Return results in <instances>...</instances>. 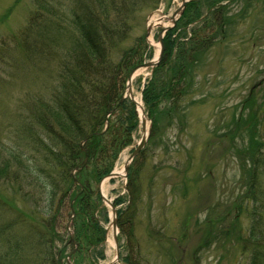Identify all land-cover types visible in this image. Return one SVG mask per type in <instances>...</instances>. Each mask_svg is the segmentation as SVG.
I'll return each instance as SVG.
<instances>
[{"label": "rangeland", "instance_id": "374dc122", "mask_svg": "<svg viewBox=\"0 0 264 264\" xmlns=\"http://www.w3.org/2000/svg\"><path fill=\"white\" fill-rule=\"evenodd\" d=\"M181 1L159 0L157 5H146L131 15V30L122 47L143 37L147 48L141 62L154 58L156 49L147 37L152 34L158 42L162 25L151 24V31L146 33L147 25L151 18L170 25L168 17ZM34 9L31 0H0V40L8 41L0 44L1 51L6 47V53L0 54V142L6 146L13 145L8 130L17 121L18 99L27 90L46 92L55 71V60L44 69L37 65L22 70L20 55L12 48L10 37L25 26ZM204 16L178 27L173 35L176 41L187 39L192 26ZM223 18L228 20L225 26L223 22V32L214 26L204 32L209 38L207 48L180 79L181 93L174 98L177 106L169 107L175 100L163 101L160 108L165 112L154 127L146 113L147 141L141 152L132 158L123 176L104 182L108 199L114 202L122 198L114 204L117 211L129 204L133 209L125 226L131 239L120 230L118 233L121 264L126 256L132 264H250L254 245L264 238V0H228L221 12ZM177 56L174 53L171 62L177 63ZM7 58L13 60L11 69L3 63ZM153 69L140 71L131 84L133 96L144 108L142 89ZM240 118L246 121L238 125ZM141 135L137 116L136 127L117 150L109 172L124 165ZM252 137L257 151L259 148L255 153L248 147ZM1 156L8 159L6 151ZM97 164L99 167L101 162ZM133 169L134 185H130ZM252 170L257 173L254 179L259 188L253 200L248 198ZM2 189L8 196L13 193L10 188ZM101 202L100 226L105 233L100 250L104 257L93 262L94 256L85 251L79 264H107L115 256L114 247L107 241L112 238L111 207ZM28 204L17 199L20 209ZM254 209L260 213L255 224ZM68 221L58 228L61 235H69ZM252 230L262 237L251 239Z\"/></svg>", "mask_w": 264, "mask_h": 264}, {"label": "trees", "instance_id": "16d2710c", "mask_svg": "<svg viewBox=\"0 0 264 264\" xmlns=\"http://www.w3.org/2000/svg\"><path fill=\"white\" fill-rule=\"evenodd\" d=\"M31 1L35 9L25 26L10 37L12 48L20 55L18 63L22 70L37 65L44 69L55 60V71L46 92L27 90L18 99L17 121L8 130L13 145L0 142V264H67L73 244L70 235H61L58 230L65 226L67 218L72 219L77 244L71 254L73 264L81 262L85 251L96 262L104 257L100 248L105 233L99 218L102 199L96 188L109 173L117 150L136 127L133 103L121 98L130 70L141 63L147 48L143 37L129 47L123 48L122 44L129 37L131 15L146 5H157L159 0ZM222 1L225 0L187 2L176 26L163 37L161 60L142 89L152 127L165 112L160 108L163 101L175 100L169 107L177 106L174 98L181 93L180 79L185 78L188 68L207 48L209 38L204 32L213 26L223 32L227 18L221 19L225 8L219 4ZM206 12L192 26L187 39L176 41L173 35L178 27L184 28ZM4 39L0 44L8 42ZM1 49L0 54L6 53V47ZM174 53L179 58L177 63L171 62ZM3 63L9 69L13 67L10 58ZM106 119L109 124L104 131ZM244 121L240 118L236 123ZM256 144L253 137L249 139L251 153L259 151ZM4 151L8 159L1 156ZM97 162H101L99 167L104 166L99 168ZM257 162L258 158L254 160ZM75 168L80 170L72 174ZM252 173L248 198L253 200L259 188L254 179L257 173ZM134 178L133 169L130 185H134ZM3 186L13 191L11 196L3 192ZM17 193L20 196L15 198ZM17 199L29 206L20 209ZM120 201L122 198L117 197L113 203ZM131 210L129 204L117 211L120 233H125L129 240L132 235L125 226ZM258 212L252 211L254 224L260 216ZM255 232L251 231V239L261 236ZM254 249L250 264H264V238L261 244L257 241ZM121 260L132 264L130 256Z\"/></svg>", "mask_w": 264, "mask_h": 264}, {"label": "water", "instance_id": "95a60500", "mask_svg": "<svg viewBox=\"0 0 264 264\" xmlns=\"http://www.w3.org/2000/svg\"><path fill=\"white\" fill-rule=\"evenodd\" d=\"M186 1H188V0H182L180 7L177 10H175L171 16L168 17L171 24L168 25V26L162 27L161 32L158 33V36L157 37H158V41L160 43V49H159L158 56L156 58H152V59H150L148 61H145V62H142L141 64L136 65L135 67L132 68V70L128 74L127 82H126V91L123 94L122 98L129 97V99L132 101V103L134 104V106L137 109L139 107H141L142 113H141V115H140L139 118H140V123H141L142 135H141V138H140L139 142L137 143V147L132 151V153L130 154L129 158L127 159V161L124 164V174L127 171V167H128L129 162L142 149V147L144 146V144H145V142L147 140L146 114L143 111V106L138 103V101L135 99V97L132 94L131 84H132L133 78L135 77L136 74H138L137 71L141 67L142 68H151L152 69V68H154L159 63V61L161 59V56H162V53H163V49H164L162 37L165 34V32L175 24L176 19L182 13V11H183V9L185 7ZM150 29H151V26L148 25L146 32L149 33L150 32ZM107 125H108V122L106 121L105 128L107 127ZM148 133H149V129H148ZM79 169L80 168H76L75 170H73V172L74 171H78ZM117 175H118L117 172L112 171V172H110L107 175V177L113 178V177H115ZM98 188H99L100 193H101V182L99 183ZM101 197H102V200L104 202H106L107 204H109V206L111 207L110 225L112 227V236H113L114 249H115V256L107 264H115V263L121 264L120 261H119V259H120L119 258V256H120V249H119V243H118V238H117V233H118V230H117V209H116L115 206H113L112 202L106 196H104L102 193H101ZM71 224H72V219L69 220L67 228L69 230L70 240L74 244V249L72 250V253H73L77 249V245L74 242L73 234H72V231L70 230ZM69 257H70V255L67 257V263L68 264H72V262L70 261Z\"/></svg>", "mask_w": 264, "mask_h": 264}, {"label": "bare ground", "instance_id": "6f19581e", "mask_svg": "<svg viewBox=\"0 0 264 264\" xmlns=\"http://www.w3.org/2000/svg\"><path fill=\"white\" fill-rule=\"evenodd\" d=\"M158 23H160L162 26H166V25L168 24V23H164V22H162V20H161V19H158V18H151V19H150V24H152V26H153L154 24H158ZM147 40H148V42H149L151 45H153V46L155 47L156 52H155L154 58H156V57L158 56L159 46H160V44H159V42H156V41H155V39L153 38V35H152V34H149V36L147 37ZM143 69H145V68H140L137 72L139 73L140 71H143ZM137 101H138L139 104H141V101H140V100L137 99ZM138 110H139V113H142V109H141V107H139ZM140 115H141V114H140ZM115 171L118 173L117 177L122 176L123 173H124V165L120 166L119 168L117 167V168L115 169ZM101 188H102L103 193H104V183L102 184ZM107 241H108V244H109L110 246L114 247V241H113V238H108Z\"/></svg>", "mask_w": 264, "mask_h": 264}]
</instances>
